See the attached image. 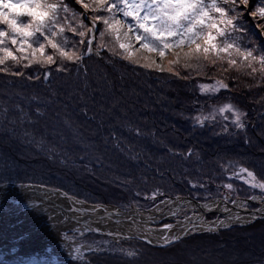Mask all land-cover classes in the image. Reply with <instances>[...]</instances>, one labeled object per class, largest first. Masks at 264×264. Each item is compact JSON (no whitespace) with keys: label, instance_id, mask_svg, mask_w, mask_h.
Returning a JSON list of instances; mask_svg holds the SVG:
<instances>
[{"label":"trees","instance_id":"1","mask_svg":"<svg viewBox=\"0 0 264 264\" xmlns=\"http://www.w3.org/2000/svg\"><path fill=\"white\" fill-rule=\"evenodd\" d=\"M66 3L80 14L77 4ZM250 6L264 7V0H251ZM242 10L236 9L237 25L244 34V23L248 31L238 36V43L259 58L264 55V19L251 21ZM85 15L83 22L90 27L93 15L89 13L90 20ZM60 18L64 20L63 13ZM96 25L104 28L102 22ZM85 33L73 37L77 51L82 50L79 41L89 39ZM94 36L96 45L104 47L90 59L85 50L82 64H69L71 75L56 71L58 58L48 79L47 65L25 67L11 60L0 65L23 73H0V185L46 187L124 211L132 203L147 210L175 197L200 203L226 195L230 201L264 197L244 182L246 174H236L244 166L264 183L259 63L255 73L230 68L219 58L203 61L199 68L193 61L192 67L180 63L171 72L158 71L140 66L139 57L152 54L137 53L139 64H134L122 58L118 46L109 50L111 36L101 38L99 31ZM217 81L228 87L208 90ZM226 103L243 114V128L233 125L231 112H219ZM196 117L207 119L201 125ZM76 234L71 239L90 250L55 264H264V220L191 235L163 248L136 238L114 241L90 232Z\"/></svg>","mask_w":264,"mask_h":264},{"label":"snow or ice","instance_id":"2","mask_svg":"<svg viewBox=\"0 0 264 264\" xmlns=\"http://www.w3.org/2000/svg\"><path fill=\"white\" fill-rule=\"evenodd\" d=\"M11 2L13 0H0V5ZM16 2L29 5L38 3L40 10L18 12L7 23L6 29L0 28V65H5L8 60L16 63L27 60L25 67L33 63L47 65L45 79H48L51 67L57 65L58 58L59 66H56V71L71 75L69 64H82L85 50L89 54L87 58L90 59L94 47L97 55L100 48L104 47L103 44L96 45L93 37L81 39L79 45L82 50L77 51V42H70L64 35L66 31H71L83 38L87 30L89 36L96 31L100 32L101 38L111 36L113 45L109 50L114 51L118 46L122 58L134 64H139L137 53L152 54L142 57L147 62L141 64V67H155L158 71L171 72V66L175 64L183 63L185 67H192L194 61L195 67L199 68L202 67L203 61L215 62L213 58H219L226 59L230 68H248L252 73L257 71L255 65L259 63L261 79L264 80V55L257 58L253 51L246 48L241 50L238 38L234 35L238 31L234 21L239 13L237 12L236 16H231L230 13L236 11V0H226V3L232 5L227 10L217 0H75L77 5L93 13V27H88L80 20L77 11L72 9L66 0ZM248 2L249 0H239L240 4ZM256 12L264 18V7L258 8ZM61 13L64 14V20L60 18ZM21 17H27V22ZM97 21L103 23L102 30L96 25ZM4 23L0 20V25ZM134 43L137 44L135 48ZM46 48H50L53 54H47ZM27 50H30V55L24 54ZM168 53L172 54L173 59L167 61V66L156 63V56L163 62ZM0 73L23 76L20 71L9 72L7 67H0ZM227 87L223 81H217L216 86L208 90L215 91ZM203 90L205 89L202 86ZM219 112H231L234 117L233 125L236 128L244 127L243 114L231 103L224 104ZM206 119L207 117H196V122L203 125ZM191 154L190 149L188 155ZM236 174H246L249 179L244 182L264 192V183L257 182L254 172L247 167L240 166ZM225 187L231 189L232 185L227 184ZM157 192L158 189L153 192V198ZM261 203H264V200ZM170 227L165 225L166 230ZM177 238L176 235L165 236L164 240Z\"/></svg>","mask_w":264,"mask_h":264},{"label":"bare ground","instance_id":"3","mask_svg":"<svg viewBox=\"0 0 264 264\" xmlns=\"http://www.w3.org/2000/svg\"><path fill=\"white\" fill-rule=\"evenodd\" d=\"M31 200H54L60 202L62 205H68V207L81 206L80 203L68 199L61 193L43 188H0V254L13 248L18 252L25 253L28 257H47L50 254L47 252L48 247L66 246V240L63 239L66 233L82 230H92L93 232L110 235L117 239L137 237L153 244H164L172 241V239L165 241V236L172 237L176 235L179 238L189 234L191 231H211L227 224L249 220L255 216H264V206L253 214L248 215L244 210L242 202H237L226 208L225 202L214 201L202 206H196L185 199H175L165 201L154 208L152 207L153 209H147L149 211L135 210L132 216H116L113 219H102L100 223H92L81 227L75 224L62 223L65 222L63 220L64 216L59 215L60 217L57 218H62V221H59L61 223L59 226L61 227L59 231L61 237L57 239L55 244L53 242L50 243L49 230L44 231L46 232L45 235L41 234L42 232L40 235H34V230L31 229L25 230L26 232L22 231L23 224L29 225L38 217L49 216L47 215L49 213L48 210L44 212L43 210L32 209L30 212H21V208L17 207V205ZM184 209L194 210L195 213L184 220L175 221L174 217ZM51 211L50 209V213ZM209 211L219 212V216H222L223 219L221 221L207 222L204 212ZM71 217L82 218L83 216L74 215ZM15 219L22 226L17 224L18 226L11 230L15 227L11 225L16 224L10 221ZM64 219L67 221L66 217ZM162 221H173L174 224L167 230L165 227L160 229L154 227Z\"/></svg>","mask_w":264,"mask_h":264},{"label":"water","instance_id":"4","mask_svg":"<svg viewBox=\"0 0 264 264\" xmlns=\"http://www.w3.org/2000/svg\"><path fill=\"white\" fill-rule=\"evenodd\" d=\"M85 18H86V20H88L87 15L85 16ZM92 26H93V24H92ZM94 34H95V32L92 33L91 39L94 37ZM92 53H93V51H92ZM6 187H8V188H12V187H15V188H29V187L43 188L46 190L61 193L65 197H67L68 199H70V200L72 199L75 202L81 204V206H79V207H72V206L68 207V205H62L60 202H57L54 200H46V201L45 200H35V201L31 200V201H28L24 204L17 205V207L21 208V212H30L32 209L43 210L44 212L48 210L49 213H47V215H49V216L45 215V217H43V218L38 217L34 222H32L29 225L23 224L24 227L22 226V224H19L16 219L11 220L10 222H12V223L15 222V224H16V225H14V224L11 225L12 227L15 226L11 230L15 229L18 226L17 224L22 226V231H24V232H26L25 230H30V229L34 230V233H33L34 235H40L41 232H42L41 234L45 235L46 232H44V231L49 230L50 231V243L53 242L55 244L57 242V239L61 237V234L59 233V231L61 229V227H59V226L61 225V223L59 221H62V218H57V217H60L59 215L64 216V218L66 217L67 221L69 220L67 222L66 219L63 218V220L65 222H62V223L75 224V225H78L79 227H81V226L90 225L92 223H100V221L102 219H104V220L105 219H113L116 216H132L133 212L135 210H138V209L134 208L131 210L124 211V210H122L116 206H112V205L88 204L86 202L76 200V199L66 195L65 193L59 191V190L48 189L46 187H41V186H36V185H30V186L0 185V188H6ZM33 199H36V198H33ZM175 199H185V200L193 203L196 206H202L203 204L214 202V201L225 202L226 208L232 206L233 204H235L237 202H242L243 205L256 204L258 206V209H256V210H248V209L244 208V210L248 213V215L253 214L254 212L260 210L264 206V203H261V201L264 200V197L263 198H257V197L253 198L252 197L249 199L237 198V199L232 200L231 202H228L226 199L221 198V199L211 200V201H208L206 203L196 202L189 197H175V198H171V199H166V200L158 203L154 207L162 204L165 201L175 200ZM257 200H260V202ZM50 209L52 210L51 213H50ZM147 211H149V210H147ZM117 213H119V214L117 215ZM204 214L206 216H211L214 214L220 215V213L217 211L204 212ZM74 215H81L83 217L82 218H76V217L72 218L71 216H74ZM257 220H264V216L263 217H256L255 216V217H252L246 221L233 223L231 226L234 227L236 225H246V224L249 225V224L254 223ZM90 231L93 232L92 230H90ZM94 233L99 234V235H104L107 237H111L110 235H105V234L98 233V232H94ZM111 238H114V237H111ZM128 238H136V239L142 240L143 242L147 243L148 245H150L152 247L163 248V247H166L172 243H175L176 241H178L180 239L182 240V238H186V237L183 236V237L177 238L175 240L166 242L164 244H153V243H150L144 239H140L137 237H127L124 239H128ZM114 239H116V238H114Z\"/></svg>","mask_w":264,"mask_h":264},{"label":"rangeland","instance_id":"5","mask_svg":"<svg viewBox=\"0 0 264 264\" xmlns=\"http://www.w3.org/2000/svg\"><path fill=\"white\" fill-rule=\"evenodd\" d=\"M70 1H72L74 4H76V2H75V0H70ZM217 2L218 3H220V4H222L225 8H226V10L227 9H230L231 7H232V5H230V4H228V3H226V0H217ZM251 5V0H249V2H248V4H240L239 3V0H236V4H235V8L237 9V7H243V10H242V13L244 14V16H247V17H249L250 19H251V21H254V22H256L258 19H261V17L259 16V14L256 12V10L258 9V7H256V6H254V7H251L250 6ZM78 7H79V10H80V14H79V16H80V20H84L83 18V15H87V18L89 19L90 17H89V13L91 14V15H93V13L91 12V11H89V10H85L83 7H81L80 5H78ZM61 15V14H60ZM85 15V16H86ZM230 15L231 16H236L237 15V12L235 11V12H231L230 13ZM62 17V16H61ZM24 18V19H23ZM21 19L22 20H24L25 22H26V17H21ZM262 19H264V18H262ZM90 20V19H89ZM239 20V16H238V18L234 21V23L237 25V21ZM100 22V21H99ZM240 22L242 23V21L240 20ZM90 25V24H89ZM75 26V25H74ZM90 27H93L92 25H90ZM237 27H238V25H237ZM242 27L244 28V34L242 33V32H240V28L238 27V31L236 32V33H234V35L238 38V36L240 37V35L242 34V35H244V36H247V27H246V25L244 24V23H242ZM0 28H5L6 29V27L4 26V25H0ZM229 31H231V29L229 30ZM66 34V35H65ZM69 34V35H68ZM250 34V33H249ZM64 35L68 38V40L71 42V41H73V37H75L76 35L73 33V32H71V31H66L65 33H64ZM95 35V34H94ZM92 36V35H91ZM91 36H87V38L89 37V39H91ZM249 37H251L250 35H249ZM86 38V39H87ZM33 39H35V38H33ZM94 39H95V36H94ZM75 40V39H74ZM239 40H240V38H239ZM255 40H252V44L254 45V46H257V44L254 42ZM239 42V41H238ZM134 45V44H133ZM34 47H35V45H33ZM135 47H136V45H134ZM45 51L47 52V54H49V55H51V49L50 48H46L45 49ZM14 54H16V55H20L19 53H14ZM25 55H30V50H27L25 53H24ZM92 55H97L96 54V51L93 49V53H91ZM37 55H39V54H37ZM144 56V55H143ZM142 55H141V57H139L142 61H140L141 62V64H144V63H146L147 61H145L142 57H143ZM146 56V55H145ZM148 56V55H147ZM151 56V55H150ZM170 59H173V57H172V54L171 53H168L167 55H166V57H165V60L162 62L161 60H160V58L158 57V56H156L155 57V60H156V63L157 64H160V63H163L165 66H167V61L168 60H170ZM22 62H24V63H26L27 64V60H22V61H20L19 63H16V64H20V63H22ZM24 63H22L21 65L22 66H25V64ZM34 64V63H33ZM177 64H175V65H172L171 67H172V70L175 68V66H176ZM152 69H155V67H151ZM224 114V113H223ZM245 179H249V178H247V177H244ZM262 183V182H261ZM249 185H250V183H248ZM257 189H259V188H257ZM230 191L232 190V188L231 189H229ZM100 199V198H99ZM222 199H226L228 202H231L230 201V197L229 196H224V198H222ZM77 200V199H76ZM93 201H98V198H93L92 199ZM257 201H260V200H257ZM83 202V201H82ZM160 203V202H159ZM249 205H251V204H247V205H243L244 206V208H246V209H248V210H256V209H258V206L256 205V204H252L253 205V208H249ZM134 206H136V205H134V203H132V204H129L128 206H127V208H129L128 210H131V209H134V208H136V207H134ZM136 209H138V208H136ZM138 210H140V209H138ZM193 213H195V211L193 210H188V209H184L182 212H180V213H178L175 217H174V219H175V221H177V220H184V219H186V218H188V217H190ZM206 221L207 222H211V221H217V220H219V221H221L223 218H222V216H219V215H211V216H206ZM174 224V222L173 221H162V222H160V223H158L157 225H155L154 227L155 228H158V229H160V228H163V227H165V225H170V226H172ZM232 224H227V225H225V226H223V227H221V228H217V229H214V230H211V231H203V232H199V231H191V232H189V234H187L186 236H184V237H189V236H191V235H198V234H212V233H216V232H218V231H220V230H223V229H228L229 227H232L231 226ZM247 225V224H246ZM246 225H236V226H246ZM81 232H90V233H94V232H91V231H89V230H82V231H72V232H68V233H66L65 234V236H64V239L66 240V246L65 245H58V246H55L54 248H51V247H48V249H47V252L48 253H50L47 257H41V258H37V257H28L25 253H21V252H18L16 249H11V250H8V251H6L5 253H3V254H0V264H55L56 262H57V260L59 259V258H66V259H68V258H76V257H81V256H83L85 253H87V251H89L90 250V248L88 247V246H86V245H81L78 241H76V240H73V239H71V237L70 236H72L73 234H76V233H81ZM94 234H96V233H94ZM77 235V234H76ZM97 235H99V234H97ZM102 236H104V235H102ZM107 237V236H106ZM109 238H111V237H109ZM180 238V237H179ZM186 238H182V239H186ZM128 239H134V238H128ZM128 239H124V238H120V239H114V238H112V240H114V241H119V240H128ZM139 240V239H138ZM181 240V239H180ZM180 240H178V241H180ZM140 241H142V240H140ZM177 242V241H176Z\"/></svg>","mask_w":264,"mask_h":264},{"label":"clouds","instance_id":"6","mask_svg":"<svg viewBox=\"0 0 264 264\" xmlns=\"http://www.w3.org/2000/svg\"><path fill=\"white\" fill-rule=\"evenodd\" d=\"M40 10L38 3L26 4L23 2H16L13 0L11 3H5L0 5V20H3L4 26L7 27V23L14 17L18 12L21 11H33L38 12ZM26 17V22H27Z\"/></svg>","mask_w":264,"mask_h":264}]
</instances>
